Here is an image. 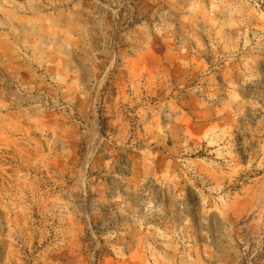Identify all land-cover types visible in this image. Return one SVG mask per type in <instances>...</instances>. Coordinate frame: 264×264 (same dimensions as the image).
<instances>
[{
	"label": "rangeland",
	"instance_id": "1",
	"mask_svg": "<svg viewBox=\"0 0 264 264\" xmlns=\"http://www.w3.org/2000/svg\"><path fill=\"white\" fill-rule=\"evenodd\" d=\"M0 264H264V0H0Z\"/></svg>",
	"mask_w": 264,
	"mask_h": 264
}]
</instances>
